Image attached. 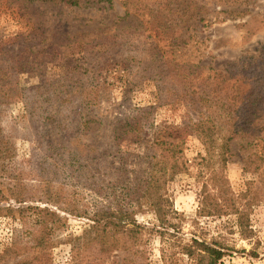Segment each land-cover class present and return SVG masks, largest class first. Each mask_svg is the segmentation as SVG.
<instances>
[{"label": "trees", "instance_id": "trees-1", "mask_svg": "<svg viewBox=\"0 0 264 264\" xmlns=\"http://www.w3.org/2000/svg\"><path fill=\"white\" fill-rule=\"evenodd\" d=\"M122 1L125 17L110 22L105 13L114 0H0L34 30L0 44V204L19 205L23 224L21 239L0 254V263L54 264L52 250L70 215L93 223L92 238L74 243L72 264H150L147 237L182 231L174 222L180 218L168 176L186 171L188 135L207 152L199 215H235L243 236L253 234L250 216L264 202V172L236 195L226 171L236 155L243 164L264 165L257 151L264 144V44L216 70L203 63L207 44L195 36L213 24L207 0ZM257 1L225 0L238 8L223 14L245 17L249 2ZM256 25L254 33L264 29V15L242 26L253 35ZM50 66L59 71L58 82L47 80ZM120 67L129 71L131 86L159 77L158 104L119 115L100 112L111 101L104 73ZM25 69L38 74V84H21ZM16 91L25 104L24 123L11 116L6 102ZM178 102L189 113L186 128L156 126L157 109ZM31 125L46 154L25 171L17 166L16 143ZM117 156L134 169L111 167ZM120 187L127 189L124 204L114 197ZM147 214L155 217L154 228L139 223ZM178 247L195 264H223L229 251L222 242L197 238ZM163 262L174 264L165 255Z\"/></svg>", "mask_w": 264, "mask_h": 264}, {"label": "rangeland", "instance_id": "rangeland-1", "mask_svg": "<svg viewBox=\"0 0 264 264\" xmlns=\"http://www.w3.org/2000/svg\"><path fill=\"white\" fill-rule=\"evenodd\" d=\"M217 1L218 4L214 0L203 2L210 11L206 16L212 20L213 24L207 28L199 27L196 29L195 36L196 40L207 44L202 47L200 56L203 63L212 65L216 70H224L228 64L241 55L254 51L264 44V29L254 33L259 26H252L253 35H248V28L242 26L255 17L261 20V16L264 15V0H258L256 3L249 2L251 14L245 17L223 14V11L227 10L236 11L238 6L231 7L225 0ZM229 1L232 4L233 0ZM181 2L185 3V0ZM105 14L106 17H110V22L117 21V18H124L126 8L123 1L114 0L113 10ZM79 23L84 24L85 21L81 19ZM33 32L32 25L17 10L9 8L6 4H0V44L15 43L21 37H30ZM191 42L197 44L194 41ZM46 78L49 82H58L59 71L50 66L47 69ZM103 78L110 84L111 101L103 102V105L98 108L102 113L119 115L132 107L158 104L157 90L161 86L159 77H154L138 86H131L129 71L120 67L105 72ZM39 81L38 74L30 69H25L20 77L21 84L25 86L36 85ZM6 102L9 105L11 116L18 123H24L23 116L26 110L20 91L10 94ZM188 118L187 108L178 102L157 109L156 126L167 123L168 126L172 125L179 130L186 128ZM32 128L33 130L26 129L23 135L20 134L16 143L17 166L25 171L42 161L46 154L37 142L38 139L34 133L36 127ZM257 151L264 156V144L260 143ZM153 153V149L150 148L149 154ZM206 158L205 146L194 135H188L184 152L186 171L168 176L169 195L180 218L179 221L174 222L181 226L182 231H171V234L165 233L164 235L155 232L147 237L145 249L150 264H164V255L174 264H195V261L184 255L178 247L184 241L189 242L193 238L205 239L209 242L217 240L229 248L223 264H264V202L256 204L251 212L250 227L253 234L250 238L243 236L235 215L223 217H201L199 215L200 192L209 178ZM242 159L241 155H236L228 164L226 171L228 183L236 195L246 192L248 184L258 181L264 172V165H246L242 163ZM109 164L114 168L134 169L135 167L133 163L125 166L121 156L112 158ZM114 197L117 202L124 204L127 200V189L125 187L116 188ZM19 207L15 203L0 204V254H3L22 237L23 224L17 212ZM66 217L67 226L59 234L52 250L54 264H72L74 243L91 239L93 236V223L90 219L70 215ZM139 223L148 228H154L156 220L153 215L147 214L139 218ZM15 261L17 259L11 258L0 264Z\"/></svg>", "mask_w": 264, "mask_h": 264}]
</instances>
